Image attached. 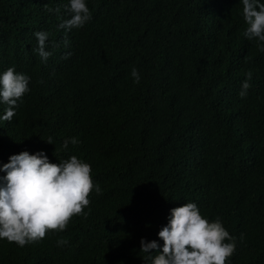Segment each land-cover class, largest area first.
<instances>
[{
  "label": "trees",
  "instance_id": "16d2710c",
  "mask_svg": "<svg viewBox=\"0 0 264 264\" xmlns=\"http://www.w3.org/2000/svg\"><path fill=\"white\" fill-rule=\"evenodd\" d=\"M85 3L90 19L66 30L69 0H0V74L30 78L12 121L0 119V166L22 151L75 155L101 189L63 231L23 247L0 239V264H148L141 238L162 246L184 203L235 238L227 264H264V45L243 35L241 0Z\"/></svg>",
  "mask_w": 264,
  "mask_h": 264
},
{
  "label": "clouds",
  "instance_id": "9594fccd",
  "mask_svg": "<svg viewBox=\"0 0 264 264\" xmlns=\"http://www.w3.org/2000/svg\"><path fill=\"white\" fill-rule=\"evenodd\" d=\"M241 3L246 24L243 35L264 45V2L241 0ZM66 10L71 16L59 24L61 29L80 28L90 19L85 0H69ZM34 36L38 41L35 51L46 62L51 56L45 50L48 33L38 31ZM70 55L67 53L63 58ZM245 75L238 93L241 98L247 96L251 87V71ZM131 76L139 83L140 75L135 68ZM29 79L13 67L0 74V103L8 106L0 119L12 121L17 101L29 91ZM45 142L53 144L51 137ZM77 143L75 138L65 139L62 148ZM0 172L6 173L0 177V239L20 247L39 242L49 230H65L73 216L86 215L84 209L90 204L92 191L101 193L99 185L93 183L90 164L75 155L51 163L43 151L35 154L22 151L11 155L9 162L0 166ZM157 235L163 241L162 246L156 241L140 240V252L146 254L144 260L148 264H227L236 249L235 238L220 219L209 222L195 203L170 209L168 222Z\"/></svg>",
  "mask_w": 264,
  "mask_h": 264
}]
</instances>
